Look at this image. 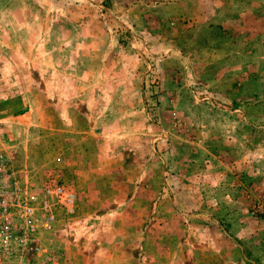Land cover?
<instances>
[{
    "label": "rangeland",
    "instance_id": "374dc122",
    "mask_svg": "<svg viewBox=\"0 0 264 264\" xmlns=\"http://www.w3.org/2000/svg\"><path fill=\"white\" fill-rule=\"evenodd\" d=\"M0 150L76 194L10 264H264V0H0Z\"/></svg>",
    "mask_w": 264,
    "mask_h": 264
},
{
    "label": "built area",
    "instance_id": "2783aa9c",
    "mask_svg": "<svg viewBox=\"0 0 264 264\" xmlns=\"http://www.w3.org/2000/svg\"><path fill=\"white\" fill-rule=\"evenodd\" d=\"M37 174L0 150V264L25 250L37 253V232L52 228L59 209L74 210L76 194L61 179L38 181Z\"/></svg>",
    "mask_w": 264,
    "mask_h": 264
},
{
    "label": "crops",
    "instance_id": "0c3cea01",
    "mask_svg": "<svg viewBox=\"0 0 264 264\" xmlns=\"http://www.w3.org/2000/svg\"><path fill=\"white\" fill-rule=\"evenodd\" d=\"M37 61V60H36ZM37 62H40V61H37Z\"/></svg>",
    "mask_w": 264,
    "mask_h": 264
}]
</instances>
